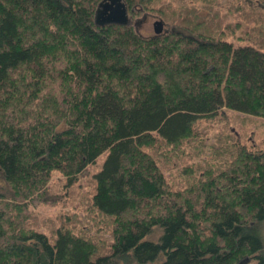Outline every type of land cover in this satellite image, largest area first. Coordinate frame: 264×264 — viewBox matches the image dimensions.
<instances>
[{
    "label": "trees",
    "instance_id": "1",
    "mask_svg": "<svg viewBox=\"0 0 264 264\" xmlns=\"http://www.w3.org/2000/svg\"><path fill=\"white\" fill-rule=\"evenodd\" d=\"M98 1L29 5L39 75L27 53L0 50V86L39 80L52 98L31 115L43 146L31 150L26 123L0 129V264H264V141L222 107L264 116V0H124L164 21L150 35L130 20L95 23ZM25 24L5 16L0 49ZM101 73L124 93L97 90ZM22 153L77 154L82 168L29 195L7 164Z\"/></svg>",
    "mask_w": 264,
    "mask_h": 264
},
{
    "label": "rangeland",
    "instance_id": "2",
    "mask_svg": "<svg viewBox=\"0 0 264 264\" xmlns=\"http://www.w3.org/2000/svg\"><path fill=\"white\" fill-rule=\"evenodd\" d=\"M34 1L35 0H0V27H2V21L5 16L11 17L13 20L18 16H25L26 18V24L24 26L20 29L14 28L12 30L10 34V46L4 42L2 44L4 49L0 50L6 52L23 51L24 53H27V55H29V57L26 58L27 63L30 65L32 71L39 75L40 66L38 58L36 57L40 52L38 30L28 14V7ZM132 12L130 14V21L134 25L136 31L142 35L153 34L152 21L157 17L146 11H139L138 14H134V12ZM23 41L29 42V49L23 50L21 46ZM232 41L234 45L238 43L236 40L232 39ZM108 44L109 46H112L110 45L112 43L108 42ZM101 66L103 67L105 65L101 64ZM206 67H208V65H206ZM96 75L97 74L95 73L93 74L94 78ZM101 76L103 78L102 82L99 77H97L99 82H101L97 85V90L106 87V90H104L109 91V89H111L110 86H119L120 88V81L115 77V74L106 73L102 75L101 73ZM126 84L129 83L127 82ZM39 90V80L21 87L0 86V129H3L8 136H13L19 132L20 125L22 123H26L28 135L27 141L31 150H34L36 147L43 146L46 139L44 124L41 125V121H38L36 124L32 123L31 115L36 110L38 102L47 104L52 103V98L48 95L40 96ZM120 92L124 93L122 88H120ZM6 107L9 108V112L5 114L4 109H6ZM222 107L227 110V113L232 120V124L239 132H244L248 129L253 130L255 131L254 140L256 143L259 144L264 141V116L235 110L225 105H222ZM87 119H89V122L94 126H102L105 129L104 133L106 136L110 135V129L100 122L101 120H99L96 116L92 115L91 118ZM0 157H6V152L0 150ZM98 158L99 161L101 159V155ZM10 163L14 165L15 168V173L13 174L14 177L22 185L23 190L29 195L34 194L36 191L41 189L42 186H45L50 182L55 184L53 186L55 189L59 188L62 178L68 174L75 172L78 173V171L82 168V164L77 154L66 163H59L54 159L33 162L31 161L29 155L23 153L13 154L11 159L7 160V164ZM93 168L94 167L90 168V170ZM84 176L80 179L83 187L86 184ZM59 207V203L57 202L56 204L49 206L38 205L34 207V209L38 212L49 213L51 211H55ZM66 207L67 206H63V208ZM261 230L264 238V221L261 223Z\"/></svg>",
    "mask_w": 264,
    "mask_h": 264
},
{
    "label": "water",
    "instance_id": "3",
    "mask_svg": "<svg viewBox=\"0 0 264 264\" xmlns=\"http://www.w3.org/2000/svg\"><path fill=\"white\" fill-rule=\"evenodd\" d=\"M129 20L127 7L124 0H99L93 13V21L97 24L127 23ZM165 29L164 21L157 17L152 21L153 34H158ZM244 259H247L245 256Z\"/></svg>",
    "mask_w": 264,
    "mask_h": 264
},
{
    "label": "flooded vegetation",
    "instance_id": "4",
    "mask_svg": "<svg viewBox=\"0 0 264 264\" xmlns=\"http://www.w3.org/2000/svg\"><path fill=\"white\" fill-rule=\"evenodd\" d=\"M127 12H128V17H129V19H130V14H131V12H132V9H131V8L127 9ZM141 15H142V14H141Z\"/></svg>",
    "mask_w": 264,
    "mask_h": 264
}]
</instances>
